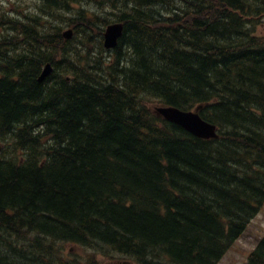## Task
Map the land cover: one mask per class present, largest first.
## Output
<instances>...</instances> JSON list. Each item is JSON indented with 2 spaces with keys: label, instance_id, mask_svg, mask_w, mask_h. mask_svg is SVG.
<instances>
[{
  "label": "trees",
  "instance_id": "1",
  "mask_svg": "<svg viewBox=\"0 0 264 264\" xmlns=\"http://www.w3.org/2000/svg\"><path fill=\"white\" fill-rule=\"evenodd\" d=\"M37 2L0 7V264H215L264 202V0ZM116 19L106 51L90 31ZM155 103L202 104L219 137Z\"/></svg>",
  "mask_w": 264,
  "mask_h": 264
},
{
  "label": "rangeland",
  "instance_id": "2",
  "mask_svg": "<svg viewBox=\"0 0 264 264\" xmlns=\"http://www.w3.org/2000/svg\"><path fill=\"white\" fill-rule=\"evenodd\" d=\"M37 0H0V7H3L2 9H6L8 12L14 11L15 6L17 5L18 8L22 11L26 9V13L33 12L32 8L34 4H37ZM123 3V2H122ZM122 3L118 4L120 7L122 6ZM90 9L95 10V4H89L88 5ZM0 9V10H2ZM116 8V13H120V9ZM94 12V11H93ZM104 16H108V14H111V12L108 13H102ZM113 19L114 16H110ZM263 21L260 22L263 24H258L256 27L255 33L264 35V18ZM64 28H71L70 26H64ZM52 31V28L48 29V32ZM96 31L94 39L101 40L102 43V36L98 35L97 33V27L90 31V33L93 35ZM81 36L84 37L85 33L80 32ZM80 37V36H79ZM81 39V37H80ZM79 43L74 44L76 46ZM95 46H97V42H95ZM94 44L92 45V49L95 50ZM97 52V51H96ZM102 52V51H101ZM102 54H105L107 56L110 55V52H102ZM10 57V56H8ZM92 58V56H91ZM264 234V206L262 207L261 211L257 213L253 219L249 222V225L243 232L242 236L239 237L234 244L230 247L229 250H227L224 255L221 257V259L217 262V264H243L247 260V256L249 252L254 248L257 241L261 238V236ZM65 248V245H64ZM66 249L68 252H71L74 256H80L84 258L89 252V250L82 249L80 247L76 246H70L66 245ZM97 258H100V256H97Z\"/></svg>",
  "mask_w": 264,
  "mask_h": 264
},
{
  "label": "water",
  "instance_id": "3",
  "mask_svg": "<svg viewBox=\"0 0 264 264\" xmlns=\"http://www.w3.org/2000/svg\"><path fill=\"white\" fill-rule=\"evenodd\" d=\"M122 30L123 26L121 23L109 24L104 32V46L107 48L116 46L118 38L122 35ZM66 34V37H68L70 31L68 30L64 33V35ZM50 71L51 67L47 64L39 78H45ZM198 109L199 106L194 110H182L172 105H161L156 106L154 111L158 116L184 127L195 136L200 138L217 137L216 125L201 118Z\"/></svg>",
  "mask_w": 264,
  "mask_h": 264
},
{
  "label": "bare ground",
  "instance_id": "4",
  "mask_svg": "<svg viewBox=\"0 0 264 264\" xmlns=\"http://www.w3.org/2000/svg\"><path fill=\"white\" fill-rule=\"evenodd\" d=\"M116 8H117V6L116 7H114V9L115 10H112L111 11V13H114V14H117L116 13ZM120 14V13H119ZM101 17H106V16H104L103 14H101ZM10 28H9V31H11L10 29L11 28H13V26L12 25H10L9 26ZM13 29H15V28H13ZM255 30H256V28H254ZM62 30H63V33H65V32H67L69 29L67 28H62ZM254 30V31H255ZM13 31V30H12ZM123 35V34H122ZM65 36H67V34L65 35ZM69 40H70V42H72L73 44H76V43H80V37L79 36H77V35H72L70 38H68ZM123 48L125 47V44L122 46ZM96 48V47H95ZM95 50H97V49H95ZM97 55V54H96ZM95 57V55H93V57H92V59H95L94 58ZM92 63V62H91ZM47 64H49L50 65V67H51V71H50V73L47 75V76H49L50 74H51V72L53 71V69H54V67L52 66V64L50 63V62H46L45 64H44V66L42 67V69H41V71H40V73H39V75H38V77H37V80L38 81H43L45 78H42V79H40L39 77H40V74L42 73V71H43V69L45 68V66L47 65Z\"/></svg>",
  "mask_w": 264,
  "mask_h": 264
}]
</instances>
